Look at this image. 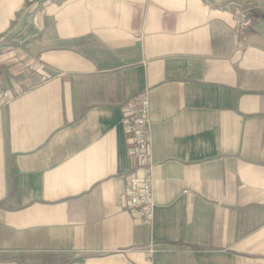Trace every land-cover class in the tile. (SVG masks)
Segmentation results:
<instances>
[{
    "label": "crops",
    "instance_id": "1",
    "mask_svg": "<svg viewBox=\"0 0 264 264\" xmlns=\"http://www.w3.org/2000/svg\"><path fill=\"white\" fill-rule=\"evenodd\" d=\"M13 88L0 264H264V0H0ZM144 92L150 224L123 121Z\"/></svg>",
    "mask_w": 264,
    "mask_h": 264
},
{
    "label": "built area",
    "instance_id": "2",
    "mask_svg": "<svg viewBox=\"0 0 264 264\" xmlns=\"http://www.w3.org/2000/svg\"><path fill=\"white\" fill-rule=\"evenodd\" d=\"M251 19L243 15L238 19L241 28L250 25ZM46 80L45 76L40 81ZM19 88L0 89V105L7 104L12 98L19 95ZM123 121L130 133L132 142L131 153L138 161L139 177L130 179L127 183L131 210L144 224H150L153 219L154 203L151 192V124L149 119V100L144 92L137 100H128L123 112Z\"/></svg>",
    "mask_w": 264,
    "mask_h": 264
}]
</instances>
